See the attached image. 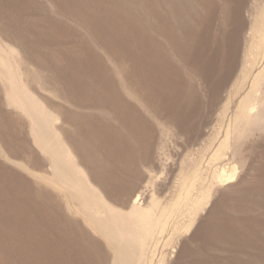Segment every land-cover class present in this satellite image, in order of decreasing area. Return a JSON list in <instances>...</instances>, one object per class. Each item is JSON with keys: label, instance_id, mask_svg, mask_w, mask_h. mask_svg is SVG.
<instances>
[{"label": "bare ground", "instance_id": "bare-ground-1", "mask_svg": "<svg viewBox=\"0 0 264 264\" xmlns=\"http://www.w3.org/2000/svg\"><path fill=\"white\" fill-rule=\"evenodd\" d=\"M36 1L0 0V13H4V17H0V30H7L5 37L20 46L23 56L37 68L35 73L25 68L22 70L23 75L30 76V81H39L41 88H47L44 84L48 82H53L55 87L60 85V89L51 88L53 92L61 94L77 108L99 111L97 116H93L61 105H50L53 110L62 109L64 118L72 128V131H59L64 139L62 145L65 156L72 159L71 166L74 165V158L87 166L91 177L101 189L94 195L99 200L97 202L104 204L112 212V207L105 198L124 205L127 203V197H124L127 192L121 185H117V182L122 183L121 178L115 175L117 172L111 167L103 165L104 160L121 159L120 163H116L118 171L127 169L125 165L133 164L137 156L147 161L153 144V125L145 112L149 114L151 111L152 117L164 115L173 121L178 130H185L187 118L198 110L185 109L188 102L198 98L191 83L194 81L193 77H198L207 85L211 94H215L229 79L235 65L232 62L234 57L228 55L224 64L218 66L216 55L213 58L204 54L207 26L204 24L201 8L206 0H192L191 3L188 0H147L149 4H145V7L151 14L148 15L151 20L148 27L141 16L127 13L133 8L132 0H111L109 3L94 5L87 3V0H48L56 11L51 13L38 11V8L42 9V5ZM231 1L236 3L227 5L226 18L232 25L223 37L226 48L232 40L238 42V34L247 23L241 14L244 0H229V3ZM253 9L254 6L247 10L251 15L255 13L249 21L250 45L234 77L233 86L230 84L225 110H228L231 98L238 95V91L244 86L243 82L247 81L253 67L260 65V69L251 76L248 91L244 92L237 103L235 120L242 115L245 119L252 117L264 100V0L259 3L256 12ZM65 19L82 26L88 37L68 26ZM71 36H75V39ZM93 45L103 53L94 49ZM175 55L178 56L180 65L172 60ZM40 68L46 69L45 75L43 70L42 73L39 71ZM186 68H189L187 74ZM2 88L7 89V85L3 83ZM45 102L49 108L46 100ZM1 115L3 118L7 116L3 113ZM56 115L55 119H58V113ZM110 120L116 123L112 124ZM6 123L4 126L7 127ZM165 125L163 121L161 131ZM227 139L228 132L219 148ZM133 145H138L137 151L133 150ZM104 150V154L100 153ZM219 156L218 150H215L212 157ZM33 160L36 162L37 159ZM41 163L38 162L39 165ZM232 168L220 167L215 175L218 184L234 179L235 171ZM128 174L131 175L130 170ZM1 175L6 174L3 171ZM106 180L109 183L105 184ZM249 183L251 182H247ZM20 186L0 182V264L104 263L102 261L106 254L101 251L98 242L86 232L79 220L64 213V209L70 210V207L61 204V195H52L50 192L51 195H47L40 187L37 192L33 191L34 193L21 198ZM44 194L47 195L46 198H51L50 204L46 206L43 205L44 201H40ZM245 194L249 196L251 190L244 187L239 192V197ZM139 199L140 195L136 194L132 203H137ZM153 206H158L157 202H153ZM163 211L162 207L157 221L162 219ZM131 213L144 222L151 216L150 211L135 210ZM234 223V218L224 216L200 228L199 234H194L193 237L203 240L204 245L196 250L197 253L204 254V257L194 259L193 263H213L211 257L214 256L210 252L213 242L218 240L222 243L229 238L239 237L231 229ZM225 229L231 230L225 232ZM201 232H204V236ZM240 238L239 242L246 240Z\"/></svg>", "mask_w": 264, "mask_h": 264}, {"label": "rangeland", "instance_id": "rangeland-1", "mask_svg": "<svg viewBox=\"0 0 264 264\" xmlns=\"http://www.w3.org/2000/svg\"><path fill=\"white\" fill-rule=\"evenodd\" d=\"M132 1L133 8L127 13L141 16L143 23L148 27L151 21L148 16L151 14L145 7V4H149L148 1ZM261 1L244 0L241 14L247 23L244 30L238 34V42L232 40V43L227 45L228 48L224 47L223 37L232 25L226 18L227 5L232 1L229 3V0H206L202 5L201 15L207 26L204 54L213 58L216 55L218 66L224 64V59H227L228 55L233 56L234 69L226 84L215 94H211L207 85L198 77H193L194 81L191 83L198 98L188 102L185 109L198 110L189 115L184 125V129H190L191 132L186 129L178 130L173 121L164 115V117L161 115L152 117L151 111L149 114L145 112V116L153 125L152 132L150 130L153 144L149 159L143 161L137 156L133 164L128 163L127 166L125 165L127 169L121 171L117 170V164L122 161L121 159L104 160L103 165L107 168L111 167L118 173L115 175L121 178L122 183L117 182V185H121L126 190L125 193L127 192L124 196L127 197V203L124 205L105 198L107 204L112 207V212L104 204L97 202L99 200L94 195L101 189L91 177L87 166L78 163L76 158L73 160L74 165L71 166L72 159L65 156L62 145L64 139L59 131L64 129L72 131V128L64 118L62 109L53 110L51 106L61 105L73 109L72 111H84L83 113L93 116H97L99 111L80 107L78 110L71 101L53 92L51 89L55 87L53 82L44 84L47 88H41L42 84H39V81H30V76L23 75L22 70L25 68L33 73L37 68L33 62L23 56L20 46L5 37L4 33L7 30L2 28L0 30V168L3 169H0V182L21 185L19 191L21 198L37 192L40 187V190L43 189L42 192L47 195L50 193L61 195V204L70 207V210L64 209V213L70 218L79 220L86 232L98 242L101 251L106 254L102 264H195L194 259L204 257V254L197 253L196 250L199 246H203L204 242L193 235L199 234L200 228L224 216L235 219L231 229L234 234L238 233L239 237L232 236L234 238L222 243L218 240L214 241L211 246L215 248L210 249L214 256L211 257L214 260L211 264H264L262 256L264 255V100L261 108L252 117L245 119L242 115L237 120L234 119L237 103L244 92L248 91L251 76L260 69V65L253 67L251 74L246 78L247 81L243 82L244 86L238 91V95L231 98L229 106L227 105L228 110H225L230 84L233 86L234 77L250 45L249 21L255 13L251 15L247 10L254 6L253 11L256 12ZM36 2L42 5V9L38 8V11L48 13L55 11L48 0ZM104 2L109 3L111 0H87V3L93 5ZM191 2L192 0H188V3ZM89 13L92 12L89 10ZM1 16L4 17V13H0ZM65 21L68 26L88 37L87 31L75 21L66 19ZM71 37L75 39V36ZM93 46L94 49L102 52L97 46ZM172 60L180 65L178 56L175 55ZM42 70L43 68H40L39 71L42 73ZM187 71L189 68H186L185 74ZM45 73L46 69L43 70V75ZM24 81L27 83L24 84ZM3 83L7 85V89L2 88ZM55 88L60 89V85ZM1 113L7 115L5 117L7 123ZM56 113L59 115L58 119H55ZM110 121L112 124L115 122ZM163 121L166 125L161 131L160 126ZM226 132H228L227 142L219 148ZM17 145H19L18 149ZM137 146L133 145V150L137 151ZM215 150H218L220 155L218 158L212 157ZM105 152L106 150L100 151L102 154ZM98 155L100 156L99 152L97 157ZM33 159H37L36 162ZM38 162L43 164L39 165ZM219 166L230 170L233 167L234 179L218 184L215 175L220 169ZM2 170L6 175H1ZM129 170L131 175L128 174ZM19 174L21 176H18ZM247 182L251 183L247 184ZM104 183L109 181L106 180ZM244 187L251 190V194L239 197V192ZM136 194L140 195V199L133 204ZM47 195L44 194V199L40 200L44 201L45 206L51 201L50 197L46 198ZM153 202H157L158 206H153ZM162 207L163 217L157 221ZM236 207L238 209H234ZM135 210L150 211L151 216L146 218V222L141 221L139 216L132 215L131 212ZM244 218L246 220H243ZM200 234L203 235L204 232ZM240 237L246 240L240 243ZM229 245L233 249L228 247ZM151 253H153L152 257Z\"/></svg>", "mask_w": 264, "mask_h": 264}]
</instances>
